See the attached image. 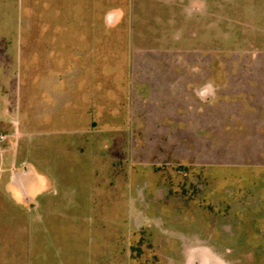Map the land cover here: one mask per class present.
<instances>
[{
    "label": "rangeland",
    "instance_id": "374dc122",
    "mask_svg": "<svg viewBox=\"0 0 264 264\" xmlns=\"http://www.w3.org/2000/svg\"><path fill=\"white\" fill-rule=\"evenodd\" d=\"M134 239L264 264V0H0V264H128Z\"/></svg>",
    "mask_w": 264,
    "mask_h": 264
},
{
    "label": "flooded vegetation",
    "instance_id": "af4514ba",
    "mask_svg": "<svg viewBox=\"0 0 264 264\" xmlns=\"http://www.w3.org/2000/svg\"><path fill=\"white\" fill-rule=\"evenodd\" d=\"M26 165L27 166L22 167V169L18 170L16 173L17 181L13 187L15 188L16 197L22 199V197L25 196V198H29L31 204L34 202L36 204L37 194L39 193L37 189L38 182L40 183L41 181L40 175L36 172V168H34L31 161ZM209 255L210 254L204 249L194 250L187 255L185 264H216Z\"/></svg>",
    "mask_w": 264,
    "mask_h": 264
},
{
    "label": "crops",
    "instance_id": "0c3cea01",
    "mask_svg": "<svg viewBox=\"0 0 264 264\" xmlns=\"http://www.w3.org/2000/svg\"><path fill=\"white\" fill-rule=\"evenodd\" d=\"M32 165L34 166V168H36V172L40 175L39 177H40V183L38 182V187H37V189H38V194H37V199H36V204H35V202L34 203H32V207H37V208H39V207H41L42 205H41V203L39 202V198L40 197H43V198H45V197H48V195H51L52 193H51V187H52V179L51 178H49V175L47 176V175H42V174H40L41 173V171L39 170L40 168L38 167V165H39V163H37V162H35V161H33L32 162ZM43 181V182H42ZM46 199V198H45ZM131 248V247H130ZM130 252L128 253L129 254V259H128V264H131V256H132V252H131V249L129 250Z\"/></svg>",
    "mask_w": 264,
    "mask_h": 264
},
{
    "label": "trees",
    "instance_id": "16d2710c",
    "mask_svg": "<svg viewBox=\"0 0 264 264\" xmlns=\"http://www.w3.org/2000/svg\"><path fill=\"white\" fill-rule=\"evenodd\" d=\"M175 193V192H174ZM194 196H191L190 199H193ZM136 239H139L137 236H135ZM143 241L144 239L141 241H137L134 239V241L131 244V252H132V256H131V264H145L146 261L143 259V250L141 248V246L143 245Z\"/></svg>",
    "mask_w": 264,
    "mask_h": 264
},
{
    "label": "built area",
    "instance_id": "2783aa9c",
    "mask_svg": "<svg viewBox=\"0 0 264 264\" xmlns=\"http://www.w3.org/2000/svg\"><path fill=\"white\" fill-rule=\"evenodd\" d=\"M2 139L4 140L5 138L2 137Z\"/></svg>",
    "mask_w": 264,
    "mask_h": 264
},
{
    "label": "water",
    "instance_id": "95a60500",
    "mask_svg": "<svg viewBox=\"0 0 264 264\" xmlns=\"http://www.w3.org/2000/svg\"><path fill=\"white\" fill-rule=\"evenodd\" d=\"M112 16V15H111ZM111 16H110V18H111Z\"/></svg>",
    "mask_w": 264,
    "mask_h": 264
}]
</instances>
